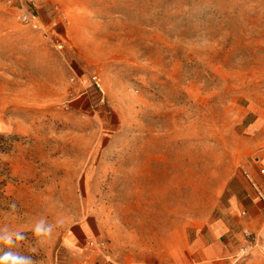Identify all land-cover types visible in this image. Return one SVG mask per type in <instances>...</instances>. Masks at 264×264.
<instances>
[{
	"label": "rangeland",
	"instance_id": "rangeland-1",
	"mask_svg": "<svg viewBox=\"0 0 264 264\" xmlns=\"http://www.w3.org/2000/svg\"><path fill=\"white\" fill-rule=\"evenodd\" d=\"M261 147L264 0H0V249L161 264Z\"/></svg>",
	"mask_w": 264,
	"mask_h": 264
},
{
	"label": "crops",
	"instance_id": "crops-1",
	"mask_svg": "<svg viewBox=\"0 0 264 264\" xmlns=\"http://www.w3.org/2000/svg\"><path fill=\"white\" fill-rule=\"evenodd\" d=\"M87 91L92 97L97 95L91 87ZM261 169H264V147L246 156L233 170L215 209L206 218L191 224L179 250L161 264H241L240 254L249 237L264 240V172ZM256 249H251L254 255L251 258L259 256Z\"/></svg>",
	"mask_w": 264,
	"mask_h": 264
},
{
	"label": "clouds",
	"instance_id": "clouds-1",
	"mask_svg": "<svg viewBox=\"0 0 264 264\" xmlns=\"http://www.w3.org/2000/svg\"><path fill=\"white\" fill-rule=\"evenodd\" d=\"M34 231L37 236L50 232V230L46 229L42 224L37 225ZM0 233H2L0 234V244L4 245L6 248L14 246L13 237H15V241H23L25 239V236L20 231L9 233L0 230ZM0 264H33V261L28 256L20 255L11 250L4 251L0 249Z\"/></svg>",
	"mask_w": 264,
	"mask_h": 264
},
{
	"label": "built area",
	"instance_id": "built-area-1",
	"mask_svg": "<svg viewBox=\"0 0 264 264\" xmlns=\"http://www.w3.org/2000/svg\"><path fill=\"white\" fill-rule=\"evenodd\" d=\"M22 19L25 21V22H29V23H32L35 25V16L34 14H23L22 15ZM97 85L98 82H97ZM262 172H264V169H261ZM249 237V235H247V238ZM253 248H257L258 251H261V252H264V240H261L260 238H254V239H251V237H249V240L247 241V245L242 248V251H241V254H240V257L246 255L247 253H249L251 251V249Z\"/></svg>",
	"mask_w": 264,
	"mask_h": 264
}]
</instances>
